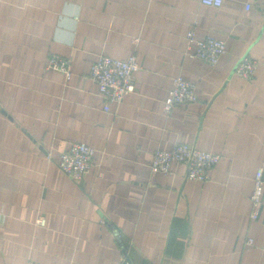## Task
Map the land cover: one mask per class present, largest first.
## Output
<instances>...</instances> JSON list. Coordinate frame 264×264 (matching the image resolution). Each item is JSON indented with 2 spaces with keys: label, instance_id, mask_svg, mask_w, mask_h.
Returning a JSON list of instances; mask_svg holds the SVG:
<instances>
[{
  "label": "crops",
  "instance_id": "obj_1",
  "mask_svg": "<svg viewBox=\"0 0 264 264\" xmlns=\"http://www.w3.org/2000/svg\"><path fill=\"white\" fill-rule=\"evenodd\" d=\"M194 25L226 41L217 64L186 55ZM101 52L137 54L120 102L91 78ZM53 54L71 76L48 68ZM245 54L259 60L251 79L235 73ZM179 74L200 99L167 113ZM73 141L97 151L82 180L59 165ZM177 143L221 154L209 180L184 163L152 170L153 152ZM260 167L264 0H0V264H264Z\"/></svg>",
  "mask_w": 264,
  "mask_h": 264
},
{
  "label": "built area",
  "instance_id": "obj_2",
  "mask_svg": "<svg viewBox=\"0 0 264 264\" xmlns=\"http://www.w3.org/2000/svg\"><path fill=\"white\" fill-rule=\"evenodd\" d=\"M203 4L220 7L224 0H201ZM226 41L222 38L207 35L204 38L197 36L196 26L187 32L186 55L201 58L210 63L217 64L226 51ZM70 58L53 54L48 62V68L63 72L67 77L72 75ZM259 60L243 55L236 64L235 73L243 78L251 79L258 68ZM140 68L137 54L127 58L113 57L106 52H101L92 66L91 78L99 92L111 101H122L128 94L136 90L135 72ZM200 99L196 85L178 75L174 78L173 87L165 101V111L171 112L173 107L180 103L196 102ZM97 157L96 149L85 142L73 141L62 152L59 160L60 167L77 180H82L90 172ZM221 159L220 153L194 147L189 143H177L171 149L158 148L153 152L151 168L165 174L172 173L174 163L187 165V177L197 181H207L211 177V169ZM264 170L260 167L255 176L254 189L251 200L254 211L252 218H258L259 210L264 208ZM105 222V219H101ZM36 223L46 224V219L39 216ZM252 242V238L249 239ZM26 264H44L29 257ZM119 264H130L124 257Z\"/></svg>",
  "mask_w": 264,
  "mask_h": 264
},
{
  "label": "trees",
  "instance_id": "obj_3",
  "mask_svg": "<svg viewBox=\"0 0 264 264\" xmlns=\"http://www.w3.org/2000/svg\"><path fill=\"white\" fill-rule=\"evenodd\" d=\"M204 38V37H203ZM185 53H186V51H185ZM188 56V55H187ZM51 58V57H50ZM194 58V57H193ZM196 58V57H195ZM201 59V58H200ZM220 61V60H219ZM179 75H181V74H179ZM178 76V75H177ZM176 77V76H175ZM174 77V78H175ZM174 78H173V81H174ZM185 78V77H184ZM172 87H173V85H172ZM171 87V88H172ZM171 88H170V90H171ZM170 90H169V92H170ZM197 90V89H196ZM198 93V92H197ZM169 95V94H168ZM168 97V96H167ZM166 101V100H165ZM174 108V107H173ZM164 109H165V104H164ZM259 169V168H258ZM263 177H264V175H263ZM203 182V181H202ZM252 201V200H251Z\"/></svg>",
  "mask_w": 264,
  "mask_h": 264
}]
</instances>
